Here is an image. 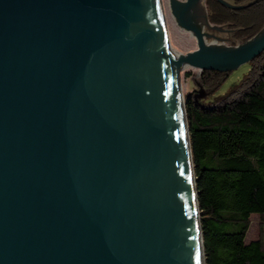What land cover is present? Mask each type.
Segmentation results:
<instances>
[{"label":"water","instance_id":"water-1","mask_svg":"<svg viewBox=\"0 0 264 264\" xmlns=\"http://www.w3.org/2000/svg\"><path fill=\"white\" fill-rule=\"evenodd\" d=\"M202 1L0 0V264H203L181 72L249 63L264 28L208 42Z\"/></svg>","mask_w":264,"mask_h":264},{"label":"trees","instance_id":"trees-1","mask_svg":"<svg viewBox=\"0 0 264 264\" xmlns=\"http://www.w3.org/2000/svg\"><path fill=\"white\" fill-rule=\"evenodd\" d=\"M205 0L208 22L232 35V46L264 28V0ZM223 95L185 98L193 151L205 264H264V239L245 242L250 216L264 228V51ZM228 73L205 71L199 88L212 93ZM206 94V92H205Z\"/></svg>","mask_w":264,"mask_h":264},{"label":"rangeland","instance_id":"rangeland-1","mask_svg":"<svg viewBox=\"0 0 264 264\" xmlns=\"http://www.w3.org/2000/svg\"><path fill=\"white\" fill-rule=\"evenodd\" d=\"M180 1H183V0H180ZM163 3L168 4V0H164ZM201 4L203 7V12H201L200 14H203L206 16L205 1L203 0L201 2ZM167 17L169 18V24H170V22H171V24H172V22H174L173 23L174 25L170 24L171 31H172L171 32L172 34H170L169 25L167 23L168 19L166 20V25H167V28H168V31L170 34L172 46L174 48H176L179 52H182V53H186V52L194 50L196 47L195 40L190 36V34L188 32L180 29L176 25L175 21L173 20V18L170 15L169 10L167 12L166 18ZM170 20H172V21H170ZM199 22H201V20H199ZM211 27H212V29H208L207 27L203 26V31L210 35L207 38L208 42H217V43L225 45V46H232L233 45L234 40H233L231 34L223 32L222 27H215L213 25H211ZM191 40H192V42H191ZM192 43H194V44H192ZM190 47H192V49ZM248 71H249L248 64H244V65L240 66L239 68L228 73L227 78L221 84V86L215 91V93H212L206 89V91H205L206 94H205V92H203L199 97H197V95L200 94L199 93V91H200L199 84H201L200 83V74L198 75L197 71L188 70L185 73H183L182 78H181V87L183 89V101L185 103V98L188 95H190L191 98L193 97L195 100H197L199 102L202 100L206 101L207 99H210L213 94H214V96L223 95L229 90V88L232 85L237 84L248 73ZM249 220H250V226H249L246 238H245V242L249 243L250 241L256 240L259 237H263V239H264V228H262V225L259 221V217L257 215H251ZM199 221H200V219H199Z\"/></svg>","mask_w":264,"mask_h":264},{"label":"bare ground","instance_id":"bare-ground-1","mask_svg":"<svg viewBox=\"0 0 264 264\" xmlns=\"http://www.w3.org/2000/svg\"><path fill=\"white\" fill-rule=\"evenodd\" d=\"M164 0H162V2H163ZM168 19V20H167ZM166 20H167V23H168V25H169V30H170V34H172L171 32V26H170V24H171V22H170V24H169V18L167 17L166 18ZM170 21H172V20H170ZM174 22H172V24H173ZM171 24V25H172ZM174 25V24H173ZM177 30V29H176ZM181 33V32H180ZM172 36V35H171ZM185 36V35H184ZM176 38V37H175ZM181 39V38H180ZM191 39V38H190ZM193 40V39H192ZM192 40H191V42H192ZM192 44H194V43H192ZM174 45V44H173ZM181 45V44H180ZM179 47V46H178ZM194 47V46H193ZM191 49H192V47H190ZM173 49H174V51L176 52V53H182V52H179L176 48H174L173 47ZM187 49V48H186ZM185 50V49H184ZM184 52V51H183ZM188 70H193V71H196V70H194V69H184L182 72H181V78H182V75H183V73H185L186 71H188ZM181 102H182V104H183V89H182V87H181ZM185 127V129H186V126H184ZM186 131V130H185ZM186 138H187V135H186ZM187 145H188V154H189V159H190V166H191V176H192V183H193V191H194V197H195V187H194V182H193V178H194V174H193V160H192V153H191V148H190V144H189V141H188V138H187ZM195 203H196V197H195ZM196 209H197V203H196ZM197 221H198V233H199V243H200V250H201V256H202V261H203V264H205V260H204V248H203V245H202V236H201V233H200V221H199V218H198V215H197Z\"/></svg>","mask_w":264,"mask_h":264}]
</instances>
